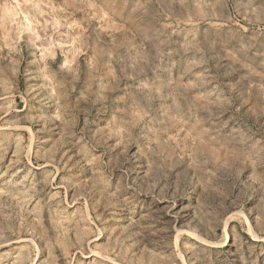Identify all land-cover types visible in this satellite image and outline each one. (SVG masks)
Segmentation results:
<instances>
[{"label":"rangeland","instance_id":"obj_1","mask_svg":"<svg viewBox=\"0 0 264 264\" xmlns=\"http://www.w3.org/2000/svg\"><path fill=\"white\" fill-rule=\"evenodd\" d=\"M0 264H264V0H0Z\"/></svg>","mask_w":264,"mask_h":264},{"label":"bare ground","instance_id":"obj_2","mask_svg":"<svg viewBox=\"0 0 264 264\" xmlns=\"http://www.w3.org/2000/svg\"><path fill=\"white\" fill-rule=\"evenodd\" d=\"M226 243V240H225V242H224V244Z\"/></svg>","mask_w":264,"mask_h":264}]
</instances>
